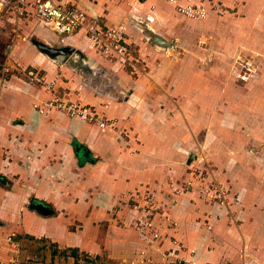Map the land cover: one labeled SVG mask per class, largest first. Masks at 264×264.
<instances>
[{"label":"crops","instance_id":"obj_1","mask_svg":"<svg viewBox=\"0 0 264 264\" xmlns=\"http://www.w3.org/2000/svg\"><path fill=\"white\" fill-rule=\"evenodd\" d=\"M54 1L84 10L88 22L98 28L124 24L129 42L136 44L147 63L138 76H130L120 75L116 63L100 61L113 71L106 79L112 87L92 95V100H106L109 112L122 118L130 129L122 137L126 141L63 114L44 116L35 108L36 103H44L43 85L18 74L9 79L0 75V264H29V255L39 261L44 256V237L72 251L104 254L109 264L128 262L145 250L146 242L138 229L121 225L131 220L126 209L115 216L113 206L142 185L159 184L167 176L154 161L175 158L179 152L174 143L185 139L186 128H191L166 113L179 108L184 119V112L205 110L204 99L215 102L223 90L238 109L256 106L253 89L240 82V76L250 78L239 73L238 63L239 58L264 47V0H191L209 7L205 19L186 17L166 0H143L138 6L131 0ZM26 8L21 16L14 10L7 15L0 5V57L4 56L0 64L5 69L18 63L44 72L53 61L37 43L48 44V40L73 42L89 55L95 53L83 29L71 36L60 34L33 7ZM130 17L145 18L172 45L166 52L148 51L142 38L144 22L134 25ZM96 67H90L94 76ZM165 128L166 134L161 133ZM189 133L187 141L194 150L193 131ZM72 141L96 152V162L80 166ZM201 206L189 198L180 205L179 228H168L162 251L177 248L175 239L189 249L186 256L197 262L218 263L229 257L218 242L235 241L233 232H226L230 227H225L227 222L218 211L210 216ZM76 222L80 226L74 229ZM32 243L40 248L38 252L32 250ZM190 250H195L194 256ZM164 260L156 264H168ZM40 262L36 264H44Z\"/></svg>","mask_w":264,"mask_h":264},{"label":"rangeland","instance_id":"obj_2","mask_svg":"<svg viewBox=\"0 0 264 264\" xmlns=\"http://www.w3.org/2000/svg\"><path fill=\"white\" fill-rule=\"evenodd\" d=\"M166 1L170 2V0ZM130 2L133 6H138L143 3V0ZM170 3L174 5L178 13L189 18L205 19L209 13V7L204 3L191 0H179L178 4ZM183 7L204 8L205 14L190 16L180 10ZM4 9L7 15L12 10L9 7ZM145 18L149 17L146 15ZM145 18L137 20L130 17L134 25L140 21L149 28ZM88 24L91 25V23ZM99 30L104 33L102 41L94 39L90 33L85 32V41L95 49L93 55L72 44L73 42L48 40L47 43L50 46L64 48L63 52L44 51V54L53 61L51 67L44 68V72L39 70L40 73H38L30 66L18 63L17 66L12 67L9 64L6 65L8 69H5L4 64H0V75L1 78L9 79L12 74H18L29 82L34 81L43 85L44 103H36L35 108L38 111L43 109L40 112L44 116L53 112L63 114L70 119L81 120L88 126L94 127L97 132L102 134L111 132L116 137H120L119 139H123L122 137H126L130 129L126 128L122 118L120 120L118 116L109 112L110 108H107L109 103L106 100H99V102L92 100V95L99 94L98 92L103 89L105 91V87L108 92L112 87L107 84L109 80L106 82V79L114 75L113 71L108 70L100 61L104 58L114 62L118 66L116 69L120 75L123 72L130 76H138L147 62L144 56H140L136 44L129 42L124 24L110 28L101 27ZM109 31L116 32L118 38L109 36ZM161 37L166 40L163 36ZM142 38L148 44L149 48H146L148 51L157 49V51L166 52L165 48H159L152 43V38L150 39L147 32H142ZM118 40L124 45L122 52L106 53L104 42L118 43ZM174 51L176 52L173 50L172 53ZM246 55L248 56L243 57L244 54H241L243 58H239V73L247 75L250 79H243L241 76L239 79L242 85L246 83L248 88L253 89L252 93L250 92L251 96L256 95L255 99L258 101L252 109L246 106L238 109L231 103L232 97L227 95L228 91L223 90L215 102L210 101L209 98L204 99L205 110L196 113L184 112V119L179 108L166 113L171 118H176L178 123L190 126L191 129L187 127V133H185L187 137L174 143L175 149L180 154L169 160L154 161V166L159 165L167 174L162 182L142 185L140 190L125 195L113 206L115 216L126 209L131 220L127 223L121 221V225L128 224L138 229L141 235H144L146 242V248L139 253V256L128 262L117 264L147 262L156 264L157 260H164V258L168 264H264V47H257L255 53ZM0 59L3 60L4 56L2 55ZM248 61H250L249 64ZM91 65H97L98 71L95 76L90 72ZM115 81L116 79H113L110 82L114 84ZM189 130L193 131L194 137L190 138L196 144L194 150L190 148L187 141ZM166 131H168L167 128L162 129L161 133L166 134ZM123 140L126 141V139ZM71 145L80 159V166L96 162L97 154L90 152L89 147L78 141H72ZM191 145L193 147V144ZM173 162L176 163L171 164ZM188 198L195 202L197 207L201 205V208L206 207L210 216H215L218 211L219 216L227 222L225 227L230 228L226 229V232L232 231L235 241L228 239L218 242L222 248L228 250L230 255L227 259L218 263L197 262L191 259L190 255L186 256L189 249L187 250L183 245L181 247L179 241L175 239L173 243L179 245L177 248L170 247L162 251L163 237H169L166 233L169 232L168 228H179L176 214L180 205H183ZM47 210L44 207L45 214ZM100 224L103 226L104 223ZM73 226L76 229L80 225L76 222ZM211 226L208 224L209 229H212ZM35 244L32 243V250L38 252L40 248L34 247ZM42 247L44 248L43 258L38 261L35 255H29L27 257L31 261L29 264H36L41 260L44 264H76L80 261H82L81 264H86L83 258L86 255L92 257V263L109 264L104 254L85 251H77L74 254L71 249L59 247L49 238L44 237ZM152 249L159 252L161 257L151 254ZM195 253V250L189 251L191 256ZM170 257H172L171 263H169Z\"/></svg>","mask_w":264,"mask_h":264},{"label":"built area","instance_id":"obj_3","mask_svg":"<svg viewBox=\"0 0 264 264\" xmlns=\"http://www.w3.org/2000/svg\"><path fill=\"white\" fill-rule=\"evenodd\" d=\"M170 2L178 4L179 0H170ZM0 5L2 7H9L10 9L17 12L20 16L26 11V6L33 7L36 15L49 25L55 31L60 34H71L77 30L83 29L86 33H90L94 39H100L101 41L104 38V33L99 30V28L94 24H88V16L84 10H81L76 7L68 6L63 3L55 2L54 0H0ZM190 16L200 15L204 16L205 9L200 7H183L180 9ZM153 19V17H149ZM107 36V35H106ZM109 36L115 37L117 39L116 32L109 31ZM105 52L109 53L110 51H117L119 53L124 49V45L118 43H109L104 42ZM43 111V109H40ZM86 261V264H101V263H92V257L86 255L83 257ZM91 262V263H90ZM82 261L76 264H81Z\"/></svg>","mask_w":264,"mask_h":264},{"label":"water","instance_id":"obj_4","mask_svg":"<svg viewBox=\"0 0 264 264\" xmlns=\"http://www.w3.org/2000/svg\"><path fill=\"white\" fill-rule=\"evenodd\" d=\"M143 31H145V33L147 32V35L150 37V39L152 40V43L155 45V46H158L159 48L160 47H163V48H166L167 46H171L172 43H169L168 41L164 40L160 35H158L157 33H155L150 27L149 28H146L144 25H141ZM39 49L41 51H45V52H48V51H62L63 52V49L64 48H55V47H52L46 43H42V42H38L37 43ZM60 49V50H59Z\"/></svg>","mask_w":264,"mask_h":264},{"label":"trees","instance_id":"obj_5","mask_svg":"<svg viewBox=\"0 0 264 264\" xmlns=\"http://www.w3.org/2000/svg\"><path fill=\"white\" fill-rule=\"evenodd\" d=\"M73 253L76 254L77 253V250H73Z\"/></svg>","mask_w":264,"mask_h":264}]
</instances>
